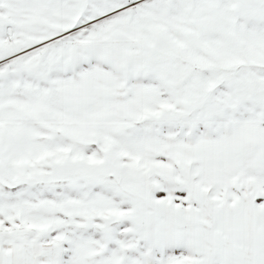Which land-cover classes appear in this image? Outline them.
<instances>
[{"label":"snow or ice","instance_id":"obj_1","mask_svg":"<svg viewBox=\"0 0 264 264\" xmlns=\"http://www.w3.org/2000/svg\"><path fill=\"white\" fill-rule=\"evenodd\" d=\"M0 264H264V0H0Z\"/></svg>","mask_w":264,"mask_h":264}]
</instances>
